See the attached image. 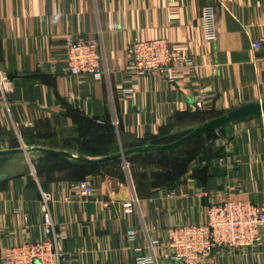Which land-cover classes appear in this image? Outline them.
Segmentation results:
<instances>
[{"label": "crops", "instance_id": "obj_1", "mask_svg": "<svg viewBox=\"0 0 264 264\" xmlns=\"http://www.w3.org/2000/svg\"><path fill=\"white\" fill-rule=\"evenodd\" d=\"M205 4L215 9L214 42L202 34ZM67 29L98 40L99 75L68 74ZM260 35L264 0H0V68L12 80L7 103L0 101V143L37 127L47 133L42 147L102 158L264 101V51L251 47ZM157 37L194 62L175 69L172 83L152 73L135 78L128 69L130 44ZM196 94L203 97L201 108L194 105ZM189 143L100 161L38 151L0 156V256L5 245L44 236L40 190L51 195L58 246L70 257L65 264H137L140 255L152 254L150 240H164L168 224L205 220L212 201L239 197L264 204V114L216 131V155L188 159L176 179L207 195L169 197L164 188L171 181L158 178L168 164L159 161L186 160ZM226 148L236 154L231 168L217 161ZM81 179L92 182L93 196L70 190L68 184ZM129 201L132 211L125 212ZM259 249L219 247L198 264H264ZM153 250L156 264H176L162 258L158 246Z\"/></svg>", "mask_w": 264, "mask_h": 264}, {"label": "built area", "instance_id": "obj_2", "mask_svg": "<svg viewBox=\"0 0 264 264\" xmlns=\"http://www.w3.org/2000/svg\"><path fill=\"white\" fill-rule=\"evenodd\" d=\"M200 22L203 38L214 42L217 38L215 9L212 4L201 8ZM66 71L71 76L84 74L99 75L101 55L98 40L77 34L72 29L63 32ZM251 47L264 51V35L251 41ZM264 57V56H262ZM194 66L193 59L185 55L165 37L134 40L128 48V69L134 77L147 73L159 74L172 83L173 72L177 68ZM12 88V80L5 70L0 68V101L7 103ZM129 92L131 89L127 88ZM194 105L201 108L204 104L200 94L193 96ZM217 161L231 168L236 154L226 148L217 157ZM68 187L76 196L91 197L95 187L89 179L71 182ZM169 197L205 196L203 189H191L186 178L179 179L173 186L165 187ZM52 198L48 191L40 190L38 209L42 216L44 236L37 240H22L5 245L0 256V264H65L70 257L58 246V235L50 210ZM125 212H131L132 202L123 203ZM151 255L139 256L137 264H156L153 247L158 246L162 258L176 264H198L209 257L217 248H254L264 252V204H258L248 198L227 197L212 201L205 209V220L195 223H170L165 228L162 242L150 240Z\"/></svg>", "mask_w": 264, "mask_h": 264}, {"label": "water", "instance_id": "obj_3", "mask_svg": "<svg viewBox=\"0 0 264 264\" xmlns=\"http://www.w3.org/2000/svg\"><path fill=\"white\" fill-rule=\"evenodd\" d=\"M264 114V101H250L242 103L234 108L227 110L226 112L205 120L204 122L198 124L194 128H192L187 134L181 136L180 138L169 142V143H161V144H144L139 146H134L130 148L121 149L118 152L104 156L102 158H86L84 156H76L68 151L54 149V148H47L42 146H33L29 148L23 147H15V148H5L0 149V156L9 155V154H16V153H27L31 151H38L45 155H57L63 156L73 159L79 160H87V161H100L104 159H111V158H125L127 156L135 155V154H151V153H159V152H169L172 151L180 146H183L190 141L210 132L213 130H217L222 128L224 125L245 118L255 115ZM4 141L3 138H0V142Z\"/></svg>", "mask_w": 264, "mask_h": 264}, {"label": "trees", "instance_id": "obj_4", "mask_svg": "<svg viewBox=\"0 0 264 264\" xmlns=\"http://www.w3.org/2000/svg\"><path fill=\"white\" fill-rule=\"evenodd\" d=\"M188 132H189V130H186L182 133H179V134L173 136L172 138L170 137L169 139H166V140H153L149 143L150 144L169 143V142H172V141L180 138L181 136L187 134ZM214 134H215L214 131H210V132L206 133L205 135L200 136V137L194 139L193 141H191V143H189L187 145L188 147H186V148H188L185 151V154L187 156L186 160H178L175 158L174 159H172V158L166 159L162 162L160 160L159 161L160 163L168 164L167 171H162L158 175L160 183L171 181V183H167V185L165 187L173 186L179 180V179H176V177H178L179 175L184 173L185 165L188 164V162H189L188 159L191 156H193V158H194L197 154H200V156L211 157L213 154V153H211V143H212V140L214 138ZM141 145H144V144H141ZM193 154H195V155H193ZM216 154L217 153L215 152L213 155H216ZM48 156H57V155H48ZM113 159H118V158H113Z\"/></svg>", "mask_w": 264, "mask_h": 264}, {"label": "rangeland", "instance_id": "obj_5", "mask_svg": "<svg viewBox=\"0 0 264 264\" xmlns=\"http://www.w3.org/2000/svg\"><path fill=\"white\" fill-rule=\"evenodd\" d=\"M242 119H244V118H242ZM239 120H241V119H239ZM236 121H238V120H236ZM233 122H235V121H233ZM230 123H232V122H230ZM230 123H228V124H230ZM228 124H226V125H228ZM226 125H224V126H226ZM220 129L213 130V131L215 133L216 131L218 132V130H220ZM46 134L47 133L45 132V129H43V128L32 127V128L21 129L19 133L16 134V132H15V134L12 135L11 138L8 139L5 143H0V149L15 148V147L29 148V147H33V146H40V145H42L41 143L43 141H45ZM214 136H215V134H214ZM33 152H35V151H31V152H27V153H23V154L29 155L30 153H33Z\"/></svg>", "mask_w": 264, "mask_h": 264}]
</instances>
